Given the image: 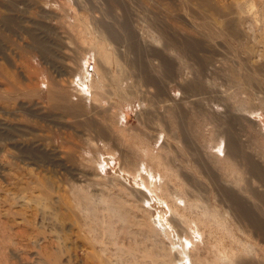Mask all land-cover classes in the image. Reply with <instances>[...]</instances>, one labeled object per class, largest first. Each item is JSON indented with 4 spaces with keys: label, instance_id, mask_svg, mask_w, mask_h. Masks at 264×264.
Instances as JSON below:
<instances>
[{
    "label": "rangeland",
    "instance_id": "rangeland-1",
    "mask_svg": "<svg viewBox=\"0 0 264 264\" xmlns=\"http://www.w3.org/2000/svg\"><path fill=\"white\" fill-rule=\"evenodd\" d=\"M0 264H264V0H0Z\"/></svg>",
    "mask_w": 264,
    "mask_h": 264
},
{
    "label": "bare ground",
    "instance_id": "bare-ground-1",
    "mask_svg": "<svg viewBox=\"0 0 264 264\" xmlns=\"http://www.w3.org/2000/svg\"><path fill=\"white\" fill-rule=\"evenodd\" d=\"M106 163H108V161L106 160ZM161 226H164V224H162V221H157Z\"/></svg>",
    "mask_w": 264,
    "mask_h": 264
}]
</instances>
